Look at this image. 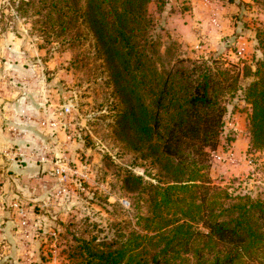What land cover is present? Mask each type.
Returning a JSON list of instances; mask_svg holds the SVG:
<instances>
[{"label":"trees","instance_id":"16d2710c","mask_svg":"<svg viewBox=\"0 0 264 264\" xmlns=\"http://www.w3.org/2000/svg\"><path fill=\"white\" fill-rule=\"evenodd\" d=\"M153 1L11 0L47 42L73 49L83 36L91 38L115 95L116 132L157 166L154 179L129 169L120 175L134 226L117 221L110 237L83 238L67 258L73 264H264V199L204 177L223 125V93H243L250 147L264 151V25L255 28L261 57L231 73L208 59L162 50L150 34ZM164 3L157 0V9ZM240 76L251 79L241 84Z\"/></svg>","mask_w":264,"mask_h":264},{"label":"rangeland","instance_id":"374dc122","mask_svg":"<svg viewBox=\"0 0 264 264\" xmlns=\"http://www.w3.org/2000/svg\"><path fill=\"white\" fill-rule=\"evenodd\" d=\"M147 10L152 19L150 34L158 36L161 49L167 48L173 56L208 59L211 66L231 73L261 57L255 28L264 25V0H165L160 10L155 0ZM181 30L189 35L183 36ZM83 37V44L73 49L47 42L11 0H0V93L13 90L11 101L21 109L19 121H35L63 137L57 149L42 137L26 140L27 148L33 145L38 155H48L45 164L52 198L42 209L46 225L37 230L45 238V253L41 248L36 257L29 254L34 231L28 239L18 230L15 243L21 255L14 264H73L67 251L77 241L110 237L117 221L134 226L131 200L120 180L123 171L157 177V166L116 132L118 109L107 66L97 58L91 38ZM250 79L240 76L239 82ZM25 89L31 91L28 97ZM32 93H39L44 105L49 100L54 114L30 111L39 108L33 105ZM220 100L225 106L223 125L217 147L208 150L204 177L231 193L264 199V151L250 147L249 104L240 91L223 93ZM65 105L70 111L61 113ZM43 120L55 121V126L41 125ZM61 165L66 168L62 182L50 170ZM62 185L63 196L55 197V189ZM0 264L13 263L1 258Z\"/></svg>","mask_w":264,"mask_h":264},{"label":"crops","instance_id":"0c3cea01","mask_svg":"<svg viewBox=\"0 0 264 264\" xmlns=\"http://www.w3.org/2000/svg\"><path fill=\"white\" fill-rule=\"evenodd\" d=\"M222 9L224 8L221 7L220 10ZM181 33H183L182 30ZM182 35L188 36L189 32H184ZM12 43L16 44V41H12ZM12 50L16 51V46H12ZM7 89L0 93V260L4 258L7 262L14 264L21 255V252L17 251L15 243L19 228L18 216L16 211L8 206V201L12 197H16L30 211L29 215L34 228H32L31 234L34 231V236H31V244L29 245L30 248L32 245V250L27 252L36 257L40 254L42 244L45 241L41 232L39 234L37 231L39 228L43 229L42 226H45L47 222V216L43 214L42 209L44 206L50 205L49 200L52 198V187L50 180L47 179L49 177L48 167L45 164L48 155L42 153L38 155L36 150H32L35 147L33 145L27 148L26 140L35 137L33 141H36L42 137L46 143L48 142V146L51 147V143H53L54 148L57 149L62 147L60 145L63 144V137L61 132L54 133L50 128L40 126L35 121H19L21 109H17V106L11 101V97L15 96V94H11L13 90ZM27 90H23V94L28 97L31 91ZM32 98H34L33 105L39 107L38 109H30V111L33 110L34 114H54L55 109H51L52 104L49 103V100L46 99L45 105L40 103L42 98L39 93H32ZM13 135L16 137L14 138ZM15 145L17 147L7 148ZM20 151L24 152L23 156L18 154ZM57 152L58 155L61 154L59 150ZM36 207H40V209ZM43 249L45 248H42V252L45 253ZM46 263L49 264L50 261Z\"/></svg>","mask_w":264,"mask_h":264},{"label":"built area","instance_id":"2783aa9c","mask_svg":"<svg viewBox=\"0 0 264 264\" xmlns=\"http://www.w3.org/2000/svg\"><path fill=\"white\" fill-rule=\"evenodd\" d=\"M237 52L238 54H242L241 50H238ZM63 108L64 109H61V113H68L70 111L69 105H65ZM40 124L48 125V126H55V121L47 122V120H43L42 122H40ZM19 153H20V156H23L24 154V152L22 151L18 152V154ZM217 158L221 159L220 156ZM41 160H44V158H41ZM48 160L49 159L47 158V161ZM50 163H52V161H50ZM50 170L53 172V174L56 175V177L58 178L60 182L63 181V179L65 178L64 172L66 170V168L63 167V165H61L60 167L59 166L51 167ZM64 192H65V189L63 188V185L60 187H57L54 193L55 197H62ZM8 206L16 211V214L18 216V227H19L18 230L21 231V234L23 237L28 238L33 228L32 219L30 218V215H29L30 211L27 209L26 205L20 199L16 197H12L11 200L8 201Z\"/></svg>","mask_w":264,"mask_h":264}]
</instances>
